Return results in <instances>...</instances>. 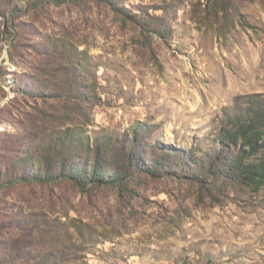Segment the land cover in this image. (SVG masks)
Returning a JSON list of instances; mask_svg holds the SVG:
<instances>
[{
    "label": "rangeland",
    "instance_id": "obj_1",
    "mask_svg": "<svg viewBox=\"0 0 264 264\" xmlns=\"http://www.w3.org/2000/svg\"><path fill=\"white\" fill-rule=\"evenodd\" d=\"M253 94L264 0H0V264H264V186L180 166ZM67 131L82 164L134 143L142 166L117 186L7 183L67 154ZM161 143L181 156L154 173Z\"/></svg>",
    "mask_w": 264,
    "mask_h": 264
},
{
    "label": "trees",
    "instance_id": "obj_2",
    "mask_svg": "<svg viewBox=\"0 0 264 264\" xmlns=\"http://www.w3.org/2000/svg\"><path fill=\"white\" fill-rule=\"evenodd\" d=\"M62 2L64 0H56ZM136 133V131L134 130ZM71 132L65 133L62 148L66 144L67 154L64 150L58 151L55 147L48 149L43 161L37 168L31 170L29 175H13L8 177L7 183L20 181H37L54 183L63 180L75 182L82 189L100 186H117L124 184L131 175V168L142 166L143 160L136 153L134 143L128 149L121 147L116 157L114 146L97 143L91 151L93 160L84 159L83 164L76 161L74 155L83 151V139L75 142ZM137 137V136H136ZM216 152L206 156L197 157L188 154L186 163L194 164L205 169L202 175L194 173L191 176L197 180L214 176L216 178H229L243 185L259 189L264 186V96L261 94L248 95L243 105H237L235 110L227 115V124L220 130L216 142ZM154 156L146 168L154 173L160 172L159 167L168 162L169 157L181 156L173 148L166 149L163 143L153 145ZM114 155V156H113ZM68 159H66V158ZM72 162V163H70Z\"/></svg>",
    "mask_w": 264,
    "mask_h": 264
}]
</instances>
